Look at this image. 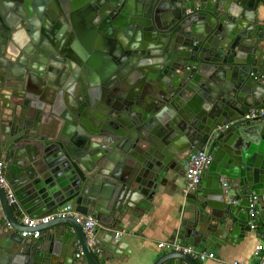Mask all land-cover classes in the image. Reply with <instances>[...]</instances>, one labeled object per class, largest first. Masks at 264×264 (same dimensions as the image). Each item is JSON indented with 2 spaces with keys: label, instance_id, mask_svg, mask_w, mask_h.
Segmentation results:
<instances>
[{
  "label": "water",
  "instance_id": "95a60500",
  "mask_svg": "<svg viewBox=\"0 0 264 264\" xmlns=\"http://www.w3.org/2000/svg\"><path fill=\"white\" fill-rule=\"evenodd\" d=\"M251 111H264V0H0V161L14 193L0 186V264H102L73 218L24 225L69 204L120 261L118 225L171 189L194 247L221 259L246 244L239 192L259 197L264 229V117ZM201 151L212 161L185 195V161ZM133 264L199 263L167 250Z\"/></svg>",
  "mask_w": 264,
  "mask_h": 264
},
{
  "label": "crops",
  "instance_id": "0c3cea01",
  "mask_svg": "<svg viewBox=\"0 0 264 264\" xmlns=\"http://www.w3.org/2000/svg\"><path fill=\"white\" fill-rule=\"evenodd\" d=\"M16 51V48H14ZM186 159L185 163L188 161ZM3 161V160H1ZM5 163V162H4ZM185 165V164H184ZM184 182L182 183L181 190H184ZM180 190V191H181ZM179 193V192H178ZM178 195V194H177ZM177 195L174 190H168L161 196L154 200V206L145 215L140 216L138 213H133V216L126 219L124 223H120L117 227V232L125 231V235L120 239L121 245L125 247L121 253L124 255L120 261L108 262L113 258V254L103 250L102 256H98L102 260V264H133L135 259L154 257L156 255H164L167 249H160L159 245L169 244L174 242L177 237H180L185 244L192 245L188 240L183 238L185 232L182 227V213L180 211V204L177 201ZM253 195L251 192H239L237 196L244 200L246 197ZM72 205V204H69ZM260 211V209H259ZM258 224L262 227V222L257 220ZM182 232V233H181ZM117 238V237H116ZM42 237L37 240L40 241ZM116 243L113 239L101 234L98 243L102 242ZM260 243L259 238L254 234L252 239L246 244H242L235 250H229L218 259L217 250H212L217 255L215 261L199 262V264H232L233 262L251 263L254 259L255 247ZM211 251V250H210ZM77 252L75 259L77 258ZM97 256V255H96Z\"/></svg>",
  "mask_w": 264,
  "mask_h": 264
},
{
  "label": "built area",
  "instance_id": "2783aa9c",
  "mask_svg": "<svg viewBox=\"0 0 264 264\" xmlns=\"http://www.w3.org/2000/svg\"><path fill=\"white\" fill-rule=\"evenodd\" d=\"M264 117V111H251L246 119L248 120H258ZM212 161V156L207 151H201L193 154L189 157L188 161L185 163V184L183 193L185 195L192 193L200 186L202 182V175L208 168ZM6 165L4 161H0V186L7 190L10 200L13 202L14 193L5 178ZM224 188L230 197V203L237 205L240 199L232 195L230 190L227 189V185L224 184ZM259 197L256 195H251L249 198V214L253 219L251 222V228L255 235L259 238L260 243L255 247L254 259L251 263L244 262H233L232 264H264V229L258 224L257 220L259 218V207H258ZM60 217H70L73 218L79 225L83 227L86 237L89 242V246L97 256H102L103 249L100 248L95 240L96 232L98 229V223L95 219L89 216H84L75 212L73 205H66L58 214L44 218V219H25L24 225L29 228H36L39 225L47 224L54 218ZM125 231H119L116 233L117 238H121L125 235ZM24 238H30L33 240H39L42 237L40 231H27L22 234ZM160 249L173 250L175 252L183 253L190 256L192 259L199 262L215 261L217 255L212 251L200 250L193 245L185 244L180 237L174 240V242L169 244L159 245ZM83 253L77 254V258H81Z\"/></svg>",
  "mask_w": 264,
  "mask_h": 264
},
{
  "label": "flooded vegetation",
  "instance_id": "af4514ba",
  "mask_svg": "<svg viewBox=\"0 0 264 264\" xmlns=\"http://www.w3.org/2000/svg\"><path fill=\"white\" fill-rule=\"evenodd\" d=\"M33 9V8H32ZM33 12H35L34 13V18H36L37 17V11H35V9H33ZM41 12V14H43V15H51V16H53V15H55V14H57L58 15V12L59 11H56L55 9H54V7H50V8H45V9H43V10H41L40 11ZM56 15V16H57ZM35 24H40L38 21L35 23ZM9 57H11V56H9Z\"/></svg>",
  "mask_w": 264,
  "mask_h": 264
}]
</instances>
